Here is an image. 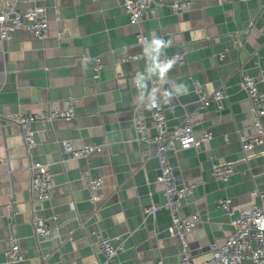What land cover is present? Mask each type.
<instances>
[{
  "label": "crops",
  "instance_id": "1",
  "mask_svg": "<svg viewBox=\"0 0 264 264\" xmlns=\"http://www.w3.org/2000/svg\"><path fill=\"white\" fill-rule=\"evenodd\" d=\"M161 1L134 25L118 0H19L21 8L46 7L48 31L37 39L21 28L10 41L0 39V264H100L96 233L121 245L111 264H184L179 240L167 230L168 212L143 213L164 202L153 146L134 140L132 107L145 97L161 103L169 128L191 116L198 121L197 137L211 132L208 141L169 153L177 181L193 184L179 215L200 217L185 236L191 264L208 258L210 243L229 234L220 198H230L232 208L258 202L264 143L243 151L238 130L252 121L241 75L264 78V0H188L179 12L166 5L170 0ZM138 30L148 38L145 46L136 43ZM167 56H180L183 63L165 68ZM95 59L101 64L97 78ZM195 81L205 94L224 89V108H200ZM69 104L70 118L33 122L34 144L27 150L15 115ZM140 107L150 136L151 108ZM65 140L74 147L99 143L102 150L88 160L71 159L62 148ZM32 161L45 163L54 180L49 198L35 205ZM213 163L233 165L227 182L211 175ZM85 166L101 178L97 201L80 175ZM35 215L49 218L51 237L35 236ZM14 241L18 251L9 258Z\"/></svg>",
  "mask_w": 264,
  "mask_h": 264
},
{
  "label": "built area",
  "instance_id": "2",
  "mask_svg": "<svg viewBox=\"0 0 264 264\" xmlns=\"http://www.w3.org/2000/svg\"><path fill=\"white\" fill-rule=\"evenodd\" d=\"M2 9L0 10V39L10 41L14 31L18 29L28 30L35 38L44 39L47 36L48 20L46 7L35 3L28 7H19V0H0ZM37 2L38 0H34ZM122 9L128 16L131 24L138 25L146 10L151 5L163 4L161 0H118ZM190 2L188 0H170L166 5L173 11L179 12L187 9ZM136 43L145 46L148 42L147 36L138 30L135 34ZM145 53L131 55V58L144 56ZM222 57V55H219ZM183 63L180 56L164 57V67ZM101 69V64L95 59L93 66V77L97 78ZM264 78L251 77L247 74L241 75L240 84L246 91L247 100L252 112V121L249 125L238 130L241 137V148L248 151L254 146L264 143V85L260 83ZM195 91L198 95L199 107L205 108L214 104L217 110L224 108L226 94L224 89L217 88L210 94L203 93L200 85L194 82ZM140 103H147L151 108V118L155 132L152 135L146 133L145 116L141 110ZM140 103L132 107V126L135 133V141H146L153 146V155L158 161V175L156 182L161 184L164 202L162 205H150L143 211L146 216H155L160 208L165 209L170 217L168 233L179 240V255L181 262L191 264V254L186 234L193 230L200 217L197 213H192L187 217H180L179 210L182 203L189 199L193 192V184L177 181L174 175L173 166L169 159V153L175 149H187L196 147L202 142L211 138V132L203 131L198 137L195 135L194 127L197 119L186 117L179 125L169 128L166 125L163 107L159 101L152 98H143ZM74 114L71 104L66 109L54 107L46 113L15 115L14 121L18 124L23 143L27 150L33 144L32 124L35 120H43L49 123L53 118H70ZM63 150L71 159H89L95 152L102 150V144L85 143L80 147H74L70 141H62ZM30 189L34 192L31 203L33 205L49 198V192L54 184L52 173L47 165L40 161H32L29 165ZM211 175L220 182H227L234 172L232 164L213 163ZM84 179L85 187L90 192V199L97 201L100 195L96 190L101 187V178L90 175L89 169L85 168L80 172ZM258 195V202L252 201L244 206H230V198L224 197L217 201V207L224 210L229 215L230 230L226 238L221 242H212L209 245V257L198 264H242L243 261H250L253 264L264 263V183L263 189L255 191ZM48 217L35 215L32 219L33 231L36 237L49 238L54 234V229L48 225ZM98 240V247L103 253L104 259L100 264H111L117 255L121 245H114L111 239L101 233L95 234ZM18 251L17 243L12 244L7 257ZM157 264H162L160 260Z\"/></svg>",
  "mask_w": 264,
  "mask_h": 264
}]
</instances>
